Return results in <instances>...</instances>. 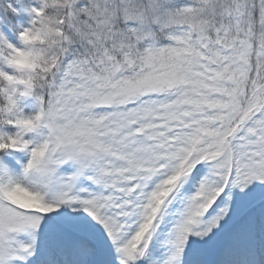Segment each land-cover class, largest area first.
<instances>
[{
  "label": "snow or ice",
  "instance_id": "obj_1",
  "mask_svg": "<svg viewBox=\"0 0 264 264\" xmlns=\"http://www.w3.org/2000/svg\"><path fill=\"white\" fill-rule=\"evenodd\" d=\"M0 264H264V0H0Z\"/></svg>",
  "mask_w": 264,
  "mask_h": 264
}]
</instances>
